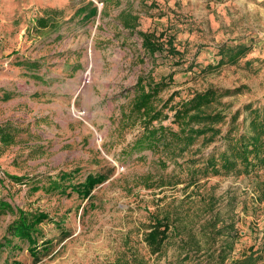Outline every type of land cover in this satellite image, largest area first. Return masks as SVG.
<instances>
[{
  "label": "rangeland",
  "instance_id": "obj_1",
  "mask_svg": "<svg viewBox=\"0 0 264 264\" xmlns=\"http://www.w3.org/2000/svg\"><path fill=\"white\" fill-rule=\"evenodd\" d=\"M154 86L151 105L177 131L172 105L230 92L205 106L220 121L191 125L213 131L133 151L143 124L131 110ZM256 110L264 0H0V264H189L183 232L211 210L234 226V257L264 256V169L196 170ZM19 210L45 216L31 241L13 235Z\"/></svg>",
  "mask_w": 264,
  "mask_h": 264
},
{
  "label": "trees",
  "instance_id": "obj_2",
  "mask_svg": "<svg viewBox=\"0 0 264 264\" xmlns=\"http://www.w3.org/2000/svg\"><path fill=\"white\" fill-rule=\"evenodd\" d=\"M79 11L80 13L86 12L84 14L86 18L98 15V9L92 1L89 2V8H81ZM145 43L151 45L153 41L146 37ZM222 61V59L219 60L217 66L209 64L207 67L214 69V67H219ZM30 63L29 66L31 67L36 65V63ZM141 92V96L135 101L131 110L132 115L137 114L143 124L142 131L129 144L133 151L143 149L159 150L160 147L180 143L186 145L192 142L195 135L213 131L211 127L194 128L191 125L194 122L213 123L220 121L222 119L221 114L205 113L204 109L219 95H226L230 91L225 90L222 92L219 88L210 87L205 91L195 92L190 98L172 105L170 109L174 111L173 121L180 125L178 131L162 123V120L168 117L164 114V107L156 109L151 105V98L158 92V87L154 86L148 92L143 89ZM172 99H169V101ZM251 106L249 105V108ZM193 110L196 113H191ZM237 117L234 119H237ZM252 124L253 126L241 132L239 137L233 136L229 132L226 135L227 149L220 154L210 153L205 156L204 164L197 167L196 170L214 173L237 172L250 174L264 169V117L260 116V110H256ZM16 180L19 181L21 178ZM96 182H98V179L95 176L89 178V187L85 190L86 194L90 192ZM4 205L3 203L0 208L2 209ZM210 213V216L204 218L203 222L202 219L196 220V223L191 226L192 229L188 227V231L183 232L182 247L185 252L181 261L189 264H264L263 254L252 248H249V252L244 251L240 257H234L232 253L237 234H234L233 224L221 221L220 214L214 213L213 210ZM19 214V223L14 228L13 235L31 241L34 223L43 219L44 215L37 217L31 223L30 218L25 216L24 212L19 210Z\"/></svg>",
  "mask_w": 264,
  "mask_h": 264
}]
</instances>
